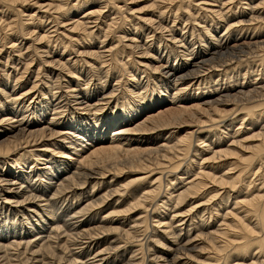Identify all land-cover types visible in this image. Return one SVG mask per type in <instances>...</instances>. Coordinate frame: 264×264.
<instances>
[{
  "label": "bare ground",
  "instance_id": "obj_1",
  "mask_svg": "<svg viewBox=\"0 0 264 264\" xmlns=\"http://www.w3.org/2000/svg\"><path fill=\"white\" fill-rule=\"evenodd\" d=\"M128 1L0 0V264H264V0Z\"/></svg>",
  "mask_w": 264,
  "mask_h": 264
},
{
  "label": "rangeland",
  "instance_id": "obj_2",
  "mask_svg": "<svg viewBox=\"0 0 264 264\" xmlns=\"http://www.w3.org/2000/svg\"><path fill=\"white\" fill-rule=\"evenodd\" d=\"M129 1H130V2H129ZM129 1H128V3H127L128 6H129V7H132L133 10H134V12H137V13H139V12L141 13V11H142L143 13L151 12V11H150V10H151V7H152V6H151V5H152L151 3L154 2V0H150V1H149V0H129ZM131 1H132V2H131ZM133 1H134V2H133ZM151 1H152V2H151ZM133 4H134V5H133ZM150 4H151V5H150ZM137 5H138V6H137ZM145 6H146V7H145ZM149 6H150V7H149ZM140 7H141V8H140ZM139 8H140V9H139ZM145 8H146V9H145ZM136 9H137L138 11H137ZM140 10H141V11H140ZM143 10H145V11H143ZM147 11H148V12H147ZM81 16H82V15H80V17H81ZM169 16H172V17H171V21H174V19H175L174 14H170ZM172 18H173V19H172ZM179 18H180V17H178V20H177V21H179V22L184 21L182 18H180V19H179ZM188 22H189V24H192V23L194 24V21H192V22L188 21ZM186 23H187V22H186ZM186 23H182V24H183V25H186ZM180 33H182V32L180 31ZM144 40H145V42H147V39H146V38H145ZM143 44H144V43H143ZM148 44H149V42H148ZM174 62H175V60H173V63H174ZM150 74H151V73H150ZM143 75L146 76L147 74L139 73V76H140L141 78H145ZM149 76H154V74H153V75H149ZM144 80L146 81V80H148V78H145ZM150 84L152 85V81H151ZM148 85H149V84H147L145 87H147ZM29 87H30V86H28V89H30L32 86H31L30 88H29ZM140 91H142V90H140ZM147 94H148V92H147ZM167 107H168V106L165 105V106L162 107V109H160V110L157 109L158 111L156 110V111L153 113V115H154V114L156 115V114H158V113L161 112V111H164V112H165V111L167 110ZM168 108H170V107H168ZM146 117H148V116H146ZM145 119H146V118H145V115H144V116H141L139 120L144 121ZM155 121H156V120H155ZM152 125H153V124H152ZM193 125H194V124H193ZM193 127H194V126H193ZM110 133H112V132H110Z\"/></svg>",
  "mask_w": 264,
  "mask_h": 264
}]
</instances>
